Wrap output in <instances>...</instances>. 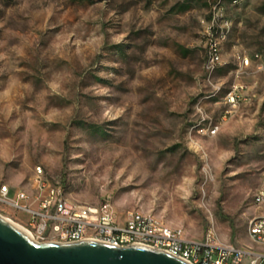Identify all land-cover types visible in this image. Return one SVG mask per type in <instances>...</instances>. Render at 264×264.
I'll return each mask as SVG.
<instances>
[{
	"label": "rangeland",
	"instance_id": "obj_1",
	"mask_svg": "<svg viewBox=\"0 0 264 264\" xmlns=\"http://www.w3.org/2000/svg\"><path fill=\"white\" fill-rule=\"evenodd\" d=\"M39 166L74 203L109 198L120 223L151 213L251 248L264 0H0V183L13 196Z\"/></svg>",
	"mask_w": 264,
	"mask_h": 264
},
{
	"label": "built area",
	"instance_id": "obj_2",
	"mask_svg": "<svg viewBox=\"0 0 264 264\" xmlns=\"http://www.w3.org/2000/svg\"><path fill=\"white\" fill-rule=\"evenodd\" d=\"M242 0H232L239 3ZM212 60L219 59L214 49ZM28 187L13 196L8 185L0 183V203L26 215V229L38 242L98 240L118 246L140 245L159 249L191 264H264V215L248 221L251 248L217 245L210 230L202 241L183 237L180 228L172 227L151 213H131L120 223L109 198L98 205L72 202L59 183H52L42 167H37ZM254 203H264V186L254 195Z\"/></svg>",
	"mask_w": 264,
	"mask_h": 264
},
{
	"label": "water",
	"instance_id": "obj_3",
	"mask_svg": "<svg viewBox=\"0 0 264 264\" xmlns=\"http://www.w3.org/2000/svg\"><path fill=\"white\" fill-rule=\"evenodd\" d=\"M0 264H191L165 251L98 240L38 242L0 216Z\"/></svg>",
	"mask_w": 264,
	"mask_h": 264
},
{
	"label": "bare ground",
	"instance_id": "obj_4",
	"mask_svg": "<svg viewBox=\"0 0 264 264\" xmlns=\"http://www.w3.org/2000/svg\"><path fill=\"white\" fill-rule=\"evenodd\" d=\"M1 216V215H0ZM2 217V216H1ZM4 218V217H3ZM4 219H6V220H8L9 222H11V223H13L14 225H16L17 227H19L20 229L22 228V226L21 225H19V224H16L15 222H13L12 220H10V219H8V218H4Z\"/></svg>",
	"mask_w": 264,
	"mask_h": 264
}]
</instances>
